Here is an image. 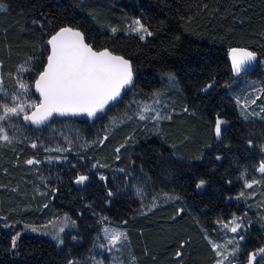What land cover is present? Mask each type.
Segmentation results:
<instances>
[{
	"label": "trees",
	"instance_id": "trees-1",
	"mask_svg": "<svg viewBox=\"0 0 264 264\" xmlns=\"http://www.w3.org/2000/svg\"><path fill=\"white\" fill-rule=\"evenodd\" d=\"M0 2L6 5L0 10V85L13 97L18 80L26 82L25 105L38 103L33 81L46 61L47 38L62 26L80 29L94 49L108 48L133 68L123 98L98 120L30 122L27 132L13 122L30 140H16L11 129L15 139L0 140V264H91L104 223L127 233L118 251L122 264H213L209 241L226 238L222 224L233 217L241 224L236 264L264 248V173L258 171L264 115L243 109L238 86L241 77L264 83V0ZM135 17L152 35L142 40L126 30ZM233 46L256 52L258 66L233 74L227 58ZM153 93L160 115L170 119L132 116L103 127L131 94L150 100ZM217 118L225 122L219 137ZM55 141L64 151L45 149ZM82 175L88 179L78 186ZM63 214L74 230L59 244L22 233L12 247L22 224L43 225ZM253 264H264V253Z\"/></svg>",
	"mask_w": 264,
	"mask_h": 264
},
{
	"label": "snow or ice",
	"instance_id": "snow-or-ice-1",
	"mask_svg": "<svg viewBox=\"0 0 264 264\" xmlns=\"http://www.w3.org/2000/svg\"><path fill=\"white\" fill-rule=\"evenodd\" d=\"M33 23L38 22L33 21ZM134 23L137 27L133 28L132 31L147 33L149 36L152 35L138 20ZM112 31L115 33L117 29L113 28ZM144 38L143 34L140 35V39L143 40ZM47 43L51 46V51L47 56L46 66H44L43 71L39 73L35 81V87L42 97L41 102L29 105L17 102L11 107L7 103H0V110H2L0 112V121H5L12 116H20L21 114H23L25 121L35 125L44 124L54 114L84 113L90 117H94L98 112L103 111L110 101L116 100L120 96L122 89L133 83V68L129 60L123 56L113 55L106 48L101 51L94 50L91 44L85 42L84 33L73 27H60L54 35H51ZM229 55L231 57L232 69L237 73L256 59L254 52L243 48H232ZM21 71H28V69L21 67ZM18 83L21 90L27 89L25 83ZM208 87H211V85ZM12 100L19 101V97L14 95ZM155 102L159 103L158 100ZM252 103H255V100ZM245 107H247L246 104ZM26 108H34L35 110L31 114H28ZM149 112H155V115L151 116V119L154 120L171 118L161 116L151 104L145 103L137 113L139 119L144 120L148 118L145 114ZM224 123L223 120L216 119L215 135L217 137L220 136L221 126ZM0 140L11 143L8 132L2 125H0ZM103 142V140L100 141V143ZM32 147L35 148L36 144L34 143ZM119 150L117 149V152ZM56 151H64V149H56ZM117 159H119V156H117ZM34 162L40 163L38 160L33 161L30 159L27 161L28 164H33ZM258 171L264 173V162L260 163ZM101 178L103 179V177ZM87 179V176L82 175L78 177L76 182L83 183ZM203 183L204 181H201L197 187H201ZM255 183H257L255 180L251 182L246 181L245 187L251 188ZM142 191L141 188H137L138 193H142ZM240 195L243 196L244 193L242 192ZM164 196L167 199H178V197L168 196L166 193ZM155 200L156 197H153L151 207L156 206ZM177 214L179 215V212ZM238 220L239 218L233 217L227 224H222V227L232 233H237L241 228ZM37 230L36 228H32V231ZM64 230V227L59 229L60 232ZM103 231L107 245L111 246V248H115L127 239V233L118 228L106 227ZM18 237L19 233L12 238L13 248L16 247ZM240 239L242 240L243 236ZM209 243L215 251L216 256L219 257L216 264H226V262L227 264H231L230 257H234L236 251H238V246L234 247L231 252L228 251V247L234 244V239H229L224 244H217L213 241H209ZM100 247L103 248L105 245L102 244ZM220 249L224 251L222 252ZM260 253H264V248H260L258 253L250 255L248 257V264H253V261L256 260L257 255ZM179 255L180 253L178 252L177 256Z\"/></svg>",
	"mask_w": 264,
	"mask_h": 264
},
{
	"label": "rangeland",
	"instance_id": "rangeland-1",
	"mask_svg": "<svg viewBox=\"0 0 264 264\" xmlns=\"http://www.w3.org/2000/svg\"><path fill=\"white\" fill-rule=\"evenodd\" d=\"M6 8V5L2 2H0V10H3ZM139 21L140 24L141 21L139 18H133L130 23L128 24L126 30L130 31L132 33H137L139 35H144L145 38L148 36L147 33H139L136 31H132L133 28L137 27V25L134 23L135 21ZM146 28V27H144ZM149 32V31H148ZM261 66H263L264 68V61L260 62ZM24 68V67H23ZM239 83L238 86L240 88V90H242V98L240 100V103L242 104L243 109L248 110L250 113L252 114H259L261 112V115H264V83H261V85H255L252 79H248V78H238ZM18 82H23L26 84V82L22 81V80H18ZM18 84V91H17V95L19 97V101H13L12 100V96L1 87L0 85V103H8L7 100H12V105L14 106L13 102H19V103H23V100L25 99V94H26V90H21L19 88V83ZM27 85V84H26ZM239 90V92H240ZM155 94V95H154ZM151 99L150 100H143V99H139L137 97H134L133 94H131L129 96V100H127L126 102H124V104L122 105V107L117 110V112L115 114H111L108 115L105 119L104 122V128L105 129H110L111 127H113L114 125L118 124V122L122 119H126L132 116H137L139 117V115L137 114L138 111L141 109V106L145 103L147 104H151L152 107L155 109V111H158L160 113V99L158 98V94L153 93L151 95ZM239 98V96H238ZM240 99V98H239ZM159 101V103H156L155 101ZM255 100V103H252V101ZM25 102V100H24ZM32 103H36V102H32ZM30 102H28V104H32ZM24 104V103H23ZM245 104L247 105V107H245ZM26 111L27 110L26 108ZM0 112H2V110H0ZM146 117L151 118V116L155 115V112H149L145 114ZM18 116H12L10 117L8 120L5 121H0V124H2L3 127H5V129L8 132V135L11 139H15L16 140H22V141H29L31 137H29V135H27V133H23L22 130H20L18 127H16V130H20L19 132L16 130H13L14 128L12 127L13 125H15L13 122H18L19 125L23 126V128L25 129V132H27V129L30 128L31 123L28 121H25L23 119V114H22V118L18 119ZM66 125V124H65ZM8 126V127H7ZM34 127V126H33ZM10 129L12 130V132L15 131V138H13V136H11V132ZM75 135V133L73 134ZM75 135V141L77 142L79 140L78 136ZM64 140H61V142H64L65 145H68L70 143V140H67L68 138H64ZM60 144H58V142H53L50 145L48 144L46 146L45 149L47 150H52V149H62L61 147H58ZM64 145V146H65ZM233 219V218H232ZM232 219H230L229 221H231ZM61 227H64V231L60 232L59 229ZM118 228L121 231H124L123 228L119 227V226H113L107 223H104L100 226V229L97 233L96 236V240H95V245H94V253L92 254L91 257V264H122L120 258H118V251L119 248L121 247V244L117 245L115 248H111V246L107 245V240L104 237V228ZM32 228H36L38 229L37 231H32ZM222 231L226 232V235L219 241H213L216 242L217 244H224L227 240L229 239H234V244L230 245L228 247V251L231 252L233 250L234 247L238 246V251H236V254L234 257H230V261L231 264H236L237 263V257H238V253H239V248H240V240H239V235L240 233H232L228 230H224V228L222 227ZM74 230V222L66 215L63 214L57 218H54L53 220H50L48 223L43 224V225H31V224H22L20 227V232L19 235H21L22 233H30V234H37V235H42L45 237H48L50 239H52L54 242H56L57 244H59L61 242L62 237L64 236V234L73 232ZM124 242V241H123ZM105 245V247H100V245ZM111 248V250H109ZM220 251H224L223 249H220ZM215 252V251H214ZM255 253H258V251H256ZM254 253H251L250 255H252ZM262 253L258 254V256H260ZM216 255V253H215ZM256 257V258H257ZM217 259H219V257H215V261L213 264H216ZM254 263V261H253ZM227 264V262H226ZM248 264V261L245 263Z\"/></svg>",
	"mask_w": 264,
	"mask_h": 264
},
{
	"label": "water",
	"instance_id": "water-1",
	"mask_svg": "<svg viewBox=\"0 0 264 264\" xmlns=\"http://www.w3.org/2000/svg\"><path fill=\"white\" fill-rule=\"evenodd\" d=\"M65 26H70V25H65ZM62 27H64V26H62ZM70 27H73V26H70ZM74 29H77V30H79V31H81L80 29H78V28H76V27H73ZM59 29H57L56 31H58ZM56 31H54L52 34H50V36L47 38V40H46V44H47V46H48V54H47V56L50 54V51H51V46L50 45H48V43H47V41L50 39V37H51V35H54L55 34V32ZM85 42L86 43H88L86 40H85ZM232 48H243V49H247L248 51H251V52H254L253 50H251V49H249V48H247V47H244V46H233V47H231L230 49H229V51H228V56H227V58H228V61H229V64H230V67H231V70H232V72H233V74H235V75H237V76H240V75H242V74H245V73H248V72H250V71H252L253 69H255L257 66H258V64H259V61H258V56H257V53L256 52H254L255 54H256V59L253 61V62H251L250 64H248L247 66H245L239 73H237V72H234L233 71V69H232V64H231V57H230V55H229V52H230V50L232 49ZM94 49V48H93ZM103 49H105V48H102V49H94V50H96V51H101V50H103ZM106 49H108V48H106ZM109 50V49H108ZM110 52H112L111 50H109ZM112 54L113 55H116V56H121V55H119V54H116V53H114V52H112ZM46 63H47V57H46V61H45V64H44V66H46ZM44 66H43V68H44ZM43 68H42V70L41 71H43ZM40 71V72H41ZM39 72V73H40ZM39 73H38V75H39ZM38 75H37V77L34 79V81H33V92L35 93V95L38 97V103L37 104H39L40 102H41V100H42V97L40 96V93H39V91H37V89H36V87H35V81H36V79L38 78ZM129 87H130V85H128V86H126L124 89H122L121 90V94H120V96L119 97H117L116 98V100H114V101H110L109 102V104L108 105H106L105 106V108H104V110L103 111H101V112H98L97 113V115L96 116H94V117H90V116H88L87 114H84V113H80V114H66V115H59V114H54L51 118H49V120H47L45 123H48V122H50L51 120H54V119H70V120H77V121H92V120H98L99 118H101L103 115H105L119 100H121L122 98H123V96H124V94L126 93V91L129 89ZM35 109L33 108V110L32 111H34ZM82 185V183H78V186H81Z\"/></svg>",
	"mask_w": 264,
	"mask_h": 264
}]
</instances>
